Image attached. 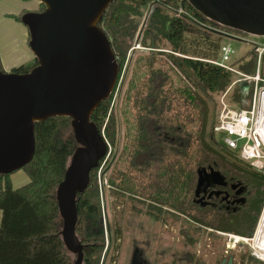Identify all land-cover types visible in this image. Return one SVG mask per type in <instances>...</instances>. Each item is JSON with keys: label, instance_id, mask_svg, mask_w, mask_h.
Returning <instances> with one entry per match:
<instances>
[{"label": "trees", "instance_id": "16d2710c", "mask_svg": "<svg viewBox=\"0 0 264 264\" xmlns=\"http://www.w3.org/2000/svg\"><path fill=\"white\" fill-rule=\"evenodd\" d=\"M148 5L152 8L143 31L142 43L144 46L157 48V44L165 40L170 45V52L164 55L184 74L192 87L190 90L184 86L181 96L196 110L193 114L198 115L197 124L188 130L186 127L189 123L188 118L182 123L177 122L179 129H176V133L181 137L183 135L185 139L183 148L171 152L172 156H166L164 163L151 174V161L145 163L136 161L138 155L150 152L152 147L149 133L139 121L137 133L128 140L113 165L108 168L106 181L111 187L110 192L115 198L126 195V198L137 199L141 201L140 203L148 197L151 198L152 200H149L152 201V207L159 211L155 217L160 221L161 209L157 207L161 201L169 209L181 211L191 218L193 225H197V231L204 226L220 233L250 235L256 224V216H250V213L223 218H208L191 213L193 204L188 198L196 179V168L209 163L234 167L245 165L251 168L254 174L257 169L239 161L236 153L229 150L222 141L217 140L214 146L206 138L211 109L205 97L223 91L230 83L232 74L212 63L214 60L212 58L187 56L183 51L187 33L207 39L213 34L232 33L235 36L246 34L207 19L186 0H113L102 14L98 26L109 40L118 63V72H121L130 42L138 30L141 9ZM43 9L44 5L39 3L37 11ZM25 12L26 10H22L19 14L11 16L18 21ZM153 57V55L148 57L149 66H152ZM256 58V53L253 52L247 59L244 56L236 58L233 64L244 73H253ZM146 59L147 57L145 61ZM36 63L34 57L31 61L12 67L10 72L26 73ZM260 66V72L264 76V54L261 56ZM152 69L150 68V71ZM0 71H4L1 61ZM153 75V72L150 73L148 86L150 90L142 95L140 108L142 111L151 110V113L157 114L158 109L167 101V97L159 96L157 90L150 86ZM251 92L250 89L247 95H243L236 88L233 101L239 107H245L243 101L250 99ZM110 100L111 95L101 101L91 114L90 120L103 134L106 142L112 145L115 126L109 113ZM214 107L216 109V103H213V109ZM192 116L190 114V122ZM162 120L164 123L167 122L165 119ZM172 121L176 123V119ZM63 128H70L68 117H49L44 121L35 122L34 154L20 169L29 178L26 184L13 188L10 174H0V264H73L71 254L67 253L59 234L62 221L55 199L56 186L63 179L68 159L76 147L73 134L72 137H64L61 131ZM104 158L100 160L99 165ZM97 171L98 167L90 170L88 185L83 193L77 195L76 200V234L83 245L82 264H100L105 249L101 186ZM133 173L138 174L137 177L140 178L134 179ZM149 173L151 179L144 184V176ZM141 210L137 208L138 212ZM110 230L112 256L109 264L115 259L114 253L118 250L121 239V228L118 223L113 222Z\"/></svg>", "mask_w": 264, "mask_h": 264}, {"label": "water", "instance_id": "95a60500", "mask_svg": "<svg viewBox=\"0 0 264 264\" xmlns=\"http://www.w3.org/2000/svg\"><path fill=\"white\" fill-rule=\"evenodd\" d=\"M38 1L44 5L42 11H27L20 18L36 65L22 74L0 71V174L20 170L32 159L35 122L56 116L70 119L76 147L56 186L55 199L63 245L74 256L73 264H82L83 245L76 234L77 195L108 151L90 116L110 95L118 75L115 54L98 26L113 0ZM186 1L221 26L264 37V0ZM197 174L196 194L204 180L201 170ZM219 179L222 176L212 169L206 178L215 183ZM131 264H142L137 250Z\"/></svg>", "mask_w": 264, "mask_h": 264}, {"label": "rangeland", "instance_id": "374dc122", "mask_svg": "<svg viewBox=\"0 0 264 264\" xmlns=\"http://www.w3.org/2000/svg\"><path fill=\"white\" fill-rule=\"evenodd\" d=\"M36 3L37 0L28 2L0 0V52L3 62L13 59L22 61L26 54L33 55L28 45L27 27L21 20L17 21L11 15L19 14L24 8L33 9ZM151 8L152 6L148 5L141 9L138 30L130 42L126 60L121 72H118L116 85L110 94L109 113L114 120L115 138L112 145L108 144L107 154L97 171L101 186L102 226L106 239L100 264H109V259L112 256L110 229H112L113 222L120 225L121 239L119 248L114 253L115 259L111 261V264H131L134 250L139 252L140 258L147 264H215L212 258L213 251L214 254H218L219 249L225 245H237L240 244V240L236 241L232 237L229 238L219 231L204 226L198 227L200 231H197V225L194 226L189 218L179 216L161 201L158 207L156 206L161 209L160 218L162 220L160 221L155 217L159 211L152 207L151 198L148 197L142 203L134 198H126V195L115 198L106 181L108 168L113 165L128 140L137 133L139 121L143 123L149 133L152 147L150 152L138 155L136 161L140 163L151 161V174L164 163L166 156H172L171 152L180 147L183 148L185 139L183 135L182 137L177 135L176 129H179L177 124L187 118L189 123L186 124V127L188 130L197 124L198 115L193 114L196 113V110L190 106V102L181 96L184 86L188 89L192 87L184 74L173 66L164 55L170 52V45L165 40H161L157 44V48H150L142 43L143 31ZM252 41L262 43L264 37L249 34L235 36V34L227 33L213 34L211 38L207 39L200 35L187 33L183 42V51L187 56H206L219 59L221 47L230 45L234 49L237 59L242 56L247 59L253 54ZM148 43L149 41H147ZM152 55L154 56L153 63L152 66H149L148 57ZM150 68H153L152 71ZM152 72L154 75L150 86L157 90L159 96L167 97V101L158 109L157 114L151 113V110L142 111L140 108V103L143 101L142 95L150 90L148 88L149 76ZM216 94L205 97L211 109L206 138L214 146L215 142L219 140L211 132L215 118L213 103H216ZM190 114L193 115L191 122ZM162 119L167 122L164 123ZM173 119H176L175 124ZM61 131L64 137H72L70 128H63ZM242 142L243 140L239 141V145ZM235 153L238 160L244 162L238 157L237 152ZM151 174L144 176V184L150 181ZM11 175L15 186H20L24 184L23 181L27 180L25 173L21 170H16ZM133 176L134 179L140 178L136 173H133ZM137 208L142 210L138 212ZM145 210L147 211L145 212ZM236 249L238 250V248ZM71 258L73 259L74 256L71 255Z\"/></svg>", "mask_w": 264, "mask_h": 264}, {"label": "flooded vegetation", "instance_id": "af4514ba", "mask_svg": "<svg viewBox=\"0 0 264 264\" xmlns=\"http://www.w3.org/2000/svg\"><path fill=\"white\" fill-rule=\"evenodd\" d=\"M211 169L222 176L220 183L206 180ZM198 170H201L204 180L196 194ZM195 171L196 179L188 198L193 204L190 209L192 214L198 213L208 218L248 215L247 213L256 216L252 234L239 236L246 239L241 240L238 246L225 245L219 249L218 254L212 252L215 264H264V170L257 169L254 174L253 170L245 165L234 167L207 163ZM175 213L187 217L181 211ZM223 234L231 238L228 233ZM142 264L147 263L143 260Z\"/></svg>", "mask_w": 264, "mask_h": 264}, {"label": "built area", "instance_id": "2783aa9c", "mask_svg": "<svg viewBox=\"0 0 264 264\" xmlns=\"http://www.w3.org/2000/svg\"><path fill=\"white\" fill-rule=\"evenodd\" d=\"M239 38V37H238ZM251 50L256 53V66L253 73H244L233 64L237 58L230 45L221 47V56L211 62L232 74L227 87L217 93L215 118L211 132L238 157L256 169L264 170V142L258 129L259 109L264 96V76L261 74V56L264 54V42H253ZM247 95L251 89L250 99L244 100L246 106L239 107L233 101V93ZM239 145V141H242ZM236 241L245 240L228 234Z\"/></svg>", "mask_w": 264, "mask_h": 264}, {"label": "crops", "instance_id": "0c3cea01", "mask_svg": "<svg viewBox=\"0 0 264 264\" xmlns=\"http://www.w3.org/2000/svg\"><path fill=\"white\" fill-rule=\"evenodd\" d=\"M20 1H23V0H20ZM28 1H30V0H26V1H23V2H28ZM38 6H39V1L37 0V3H36V5H35V7L33 8V9H28V8H24L23 10H26V12L27 11H37V9H38ZM34 58V56L33 55H31L30 53H29V55H25L24 57H23V60L22 61H20L19 59H16V60H8V61H4L3 62V60H2V56H1V52H0V61H1V65H2V68H3V70H6V71H4V72H9L10 71V69L12 68V67H15V66H18V65H20V64H22V63H25V62H28V61H31L32 59ZM9 70V71H8ZM21 171H23V170H21ZM24 172V171H23ZM12 174V173H11ZM10 174V176H9V178H10V182H11V185H12V187L13 188H17V187H20V186H22V185H24V184H26L28 181H29V178H28V176L26 175V179L27 180H25V181H23L24 182V184H22V185H20V186H15V185H13V182H12V175ZM0 219H1V212H0ZM67 253H69L68 251H67ZM70 254V253H69Z\"/></svg>", "mask_w": 264, "mask_h": 264}, {"label": "bare ground", "instance_id": "6f19581e", "mask_svg": "<svg viewBox=\"0 0 264 264\" xmlns=\"http://www.w3.org/2000/svg\"><path fill=\"white\" fill-rule=\"evenodd\" d=\"M257 130L260 132V136L262 137L264 142V96L262 97V101L259 109V120H258Z\"/></svg>", "mask_w": 264, "mask_h": 264}]
</instances>
